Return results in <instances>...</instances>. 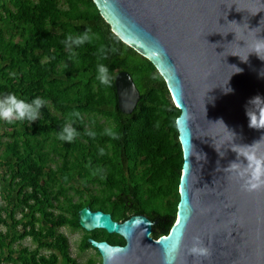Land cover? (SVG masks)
Wrapping results in <instances>:
<instances>
[{
	"label": "trees",
	"instance_id": "obj_1",
	"mask_svg": "<svg viewBox=\"0 0 264 264\" xmlns=\"http://www.w3.org/2000/svg\"><path fill=\"white\" fill-rule=\"evenodd\" d=\"M81 34L91 40L70 57L63 41ZM99 64L110 85L97 79ZM120 71L139 93L129 114L117 105ZM9 94L47 103L34 123L0 120V264H76L61 227L83 232L81 250L88 238L124 244L80 228L82 207L119 222L144 215L153 239L167 234L182 167L179 111L153 64L120 41L93 0H0V98ZM67 126L71 143L58 139ZM25 238L33 249H16Z\"/></svg>",
	"mask_w": 264,
	"mask_h": 264
},
{
	"label": "water",
	"instance_id": "obj_2",
	"mask_svg": "<svg viewBox=\"0 0 264 264\" xmlns=\"http://www.w3.org/2000/svg\"><path fill=\"white\" fill-rule=\"evenodd\" d=\"M93 2L120 41L146 57L164 80L179 111L182 153L176 215L166 235L153 239V223L144 215L119 222L100 210L78 211L84 231L124 240L110 245L88 238L100 264H166L177 234L182 238L172 264H264V189L244 191L243 180L230 170L234 162L243 166V153H264V141L246 147L264 137V129L249 128L245 116L247 101L264 97V61L254 54L241 60L254 37L264 38V0ZM114 84L119 111L131 113L139 99L131 77L120 71ZM197 245L210 256L192 255Z\"/></svg>",
	"mask_w": 264,
	"mask_h": 264
},
{
	"label": "clouds",
	"instance_id": "obj_3",
	"mask_svg": "<svg viewBox=\"0 0 264 264\" xmlns=\"http://www.w3.org/2000/svg\"><path fill=\"white\" fill-rule=\"evenodd\" d=\"M254 30V29H253ZM90 31V30H86ZM252 31V30H251ZM91 37L87 34H81L73 37L68 35L63 43L65 47L69 49L70 57L76 54L71 51L73 46H81L85 42H89ZM100 53H104L105 49L103 46L100 48ZM250 54L256 55V57L264 61V38L254 37V41L251 45V51L248 55L241 59L242 62H247L248 56ZM102 59H106L105 55H102ZM239 73L242 69L233 66ZM97 79L103 85H110L113 78L110 75L109 68L104 64H99ZM264 76V74L260 73ZM232 90L226 88L225 92L229 93ZM47 103V101L36 98L30 103L19 99L15 94H9L3 98H0V120L6 122L17 121H28L34 123L39 119L40 109ZM70 115L79 116V113H72ZM245 116L248 121V127L256 130L264 129V97L259 95L250 98L245 105ZM89 135H94V133H89ZM76 136V132L70 126L65 127L60 133H58V139L71 143ZM264 141V137H261L258 141L254 142L253 145L246 146L248 148H254L257 144ZM243 156V166L241 163L234 162L230 165V170L234 171L236 175L243 180L242 188L246 192L260 191L264 189V153H259L257 151L245 152ZM182 235L177 234L176 239L167 247L165 260L166 264H172L175 260V254L179 248ZM191 253L197 257L208 258L210 256V250L205 246H194L191 249ZM109 260L112 259L111 256L108 257Z\"/></svg>",
	"mask_w": 264,
	"mask_h": 264
},
{
	"label": "rangeland",
	"instance_id": "obj_4",
	"mask_svg": "<svg viewBox=\"0 0 264 264\" xmlns=\"http://www.w3.org/2000/svg\"><path fill=\"white\" fill-rule=\"evenodd\" d=\"M59 233H62L66 238L69 245V255L71 258L75 259L78 263L84 264L88 259L93 258L97 261L98 257L96 256L93 249L88 248L85 251H83L81 254H78V244L80 241V238L83 234L81 230H71L67 227H61L58 229ZM16 249L21 247H29L30 249H33V245L30 243L28 238H25L23 241L18 243L16 245ZM6 264V263H2Z\"/></svg>",
	"mask_w": 264,
	"mask_h": 264
},
{
	"label": "flooded vegetation",
	"instance_id": "obj_5",
	"mask_svg": "<svg viewBox=\"0 0 264 264\" xmlns=\"http://www.w3.org/2000/svg\"><path fill=\"white\" fill-rule=\"evenodd\" d=\"M92 211V210H91ZM151 221V220H150ZM120 222H122V221H120ZM152 222V221H151ZM80 241H81V238H80ZM80 241H79V244H78V254L80 253H82L83 251H85L86 249H84V250H81L80 249V245H81V243H80ZM100 241H105V240H100ZM107 242V241H106ZM108 244H110V245H113V244H111V243H109V242H107ZM88 249V248H87ZM92 249V248H91ZM68 251H69V246H68ZM94 252H95V254H96V256L98 257V259H97V261L95 260V259H93V258H90V259H88L86 262H88L89 260H91V261H95V264H100V256H99V254L96 252V250L94 249ZM42 253H44V254H48L49 253V251H46V250H44V251H42ZM70 256V255H69ZM71 259H73V258H71ZM74 261H75V263L76 264H80V263H78L75 259H73ZM90 262V261H89Z\"/></svg>",
	"mask_w": 264,
	"mask_h": 264
}]
</instances>
